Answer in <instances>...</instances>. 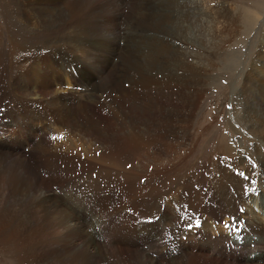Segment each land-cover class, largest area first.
I'll return each instance as SVG.
<instances>
[{
    "label": "bare ground",
    "instance_id": "bare-ground-1",
    "mask_svg": "<svg viewBox=\"0 0 264 264\" xmlns=\"http://www.w3.org/2000/svg\"><path fill=\"white\" fill-rule=\"evenodd\" d=\"M5 1L7 4L5 13L9 33L21 49L20 63L25 73H23L24 80H21L23 86L16 87L12 84L14 80L13 71L16 70L15 66L12 65L10 69L12 73V78H9L10 84L7 76L8 69L0 72V83L4 85V88L0 86V117L11 115V110L2 108L8 102H11L18 104L27 112L28 120H32L33 125H37L38 122L40 124L46 123L44 111L49 106L63 115V121H69L72 116L78 118L79 114V118L82 120L81 130L85 132L92 130V133L98 131L102 136H105V133L113 132H118L120 136V133L125 132V129L138 132L142 127H147L144 126L146 122L150 123L149 126L152 128L153 124L160 118L166 122L177 118V110L167 107L169 103L168 96H166L168 87L172 85L183 88H187L189 85L191 87L199 86L207 75L215 70L217 65L215 60L218 54L225 51L224 48L239 37L237 26L242 19H244V23L250 22L252 19L251 14L248 13L249 10L245 12L240 8H232L229 0H161L157 5L160 4L162 8H155V4L148 1L147 11H145L155 9L152 13L150 11V14L142 13L140 16L143 20L141 21L137 20L136 22V19L133 18V22H131L133 29L125 27L126 24L120 26V31L124 34L126 31L128 41L126 45L124 35L121 32L120 36L122 37L118 42V46L125 45L122 48L119 47L122 56L119 55L120 58L118 59L115 57L118 54H116L113 40L118 38L119 31L115 28L116 32L114 33L112 27L109 26L110 24L107 23V34L105 33V37L100 39L94 31L100 25V22L98 21L96 25L91 23V20L98 16L95 15V9L99 7L98 2L89 5L86 0ZM134 1L112 0L111 6L116 11L127 3L133 4ZM245 10L247 11V9ZM122 19L124 20V18ZM107 20L111 22L109 16ZM116 23L119 22H114V27H119L120 23ZM137 26H142V30L140 31ZM250 30L252 31V29ZM258 35H261L259 48L257 52L255 51V59L247 69L246 78L241 91L237 95V98L241 97L244 101V119L250 122L249 130L256 139L253 148L256 156L250 159L237 146H224V151L219 158L220 161H218L220 165L216 167V172L214 171L217 175L212 173L215 180L218 181L216 184L217 189L214 190L215 199H213L219 204L217 208L203 207L201 204V206H197L199 203L190 204L188 197H185L186 194L181 192V189L177 191L174 189V195L171 199H168L169 194L172 193L171 191L162 192L154 196L153 199L148 198V212L152 217L150 220H154V222L156 219L159 220L158 223L152 224V229L154 231L160 229L164 231L167 228H175L170 234H157L156 246L160 247V243H162L165 248H169L170 245L175 243L176 247L171 248V256L168 258L165 253H159V258L153 259L144 251V246L138 248L141 239L135 240L133 243L135 245L131 247L137 249L133 251L130 258H127L129 264H175L174 262H177L181 257L183 259L185 257L186 263L189 259L188 264H199L190 252L195 251L192 246L193 241L199 240L201 237L204 238L208 248H210V253L208 252V255L201 257L208 264H254L255 262L264 264V29L262 34ZM121 42L123 45H121ZM126 47H128V50H126ZM48 55H50V58L43 59L46 60L45 62L41 60L42 56L47 57ZM5 56L8 55L5 54ZM102 56L106 58V63H101ZM109 56H112L110 62ZM117 60L119 62L115 67L114 63ZM122 65L125 74L121 72ZM109 67L113 70H110ZM90 70H99L100 72L97 74H105L107 77L105 81L104 77L102 78V86L98 87L100 91L107 92V99L101 103V107L99 106L100 111L103 113H93L90 108H88L90 112L78 111L80 109L66 110L63 105L57 102V99V101L54 100V96L59 95L60 91L53 89L52 77L53 79L87 76L96 78L95 73ZM75 73H77V76ZM133 80H136V82L134 81V83ZM126 81L131 84L129 88L124 86ZM19 89H22L21 92ZM141 89L145 90L146 101L144 99V101L141 100L142 103H139L138 96H144L143 93H140ZM66 92L63 91L65 97H67ZM180 94L185 96V92L181 91L172 93L171 98ZM70 95H74V93H70ZM82 97V95H79L75 102L70 100L68 102L75 105L82 100ZM79 103L81 107L86 108V102L80 101ZM238 107H235V110ZM104 113L107 115L105 120L100 115ZM142 122H145L144 125ZM88 135L92 136L90 133ZM82 145L84 147L89 146L85 141ZM35 147L34 154L32 153L35 157L33 164L25 158V154H7L0 151V223L3 221V219L1 220L2 216L8 213L11 208L9 194L13 190H17L18 187H22L28 193L33 189L35 191L33 199L36 205H29L30 207L27 209V216L31 222L36 221L33 216H35L37 210L39 219L44 220L42 223L44 228L51 227L50 223L58 224L65 231L60 235L66 234L73 239L82 236L85 228H81L77 224L70 225L71 222H77V220L65 208L60 206L61 204L53 202V192L49 186L54 182L65 186L66 183L63 181L77 174L81 170V166L84 171L99 167L96 161L101 157L95 155L92 147L87 148L85 152H78L75 148H70L63 143L51 144L46 139H42ZM65 149L72 154L64 151ZM121 153L113 152L111 156H102V159L116 158ZM222 156L228 158L225 161H229V163L223 165L225 162L221 160L225 158ZM64 157L65 160L61 161L60 158ZM78 161L83 162V164H76ZM240 166L244 170H239ZM43 169H46V177L41 174ZM91 175L85 176L92 178ZM44 179L51 182L50 185L48 183L44 184ZM253 180L256 181L255 184L252 183ZM174 183L177 184L175 181ZM252 189H255V191H252ZM36 194L39 196H37L38 200ZM29 195L32 196L30 193ZM112 196L115 197L112 191L106 192V198ZM165 201L168 204L163 207ZM177 205L179 211H177ZM241 208L244 209L243 212L240 211ZM110 212L109 214H111ZM112 213L114 216V212ZM181 215H183L182 220L184 221L182 226L178 221L181 220ZM217 216H220V218H215ZM103 217L106 218L107 216ZM233 217L236 218L237 222L243 221V223H237L236 226L242 243L234 235L229 240L232 244L244 249V246L253 243L254 247L249 246L246 248L248 249L247 254H232V251H227L225 247L221 248V243L217 241V237L220 235L226 236V239L228 238L227 233H230L233 228H226L225 222L229 225L233 224ZM197 218L200 220V227H197ZM186 224H192V230H189L185 226ZM24 228L26 229L25 226ZM247 228L249 229L247 230ZM255 228H259V230L257 231ZM57 232L60 231L54 232L55 241L64 243ZM213 235L216 237L215 239H213ZM182 236L187 237L191 244H187L182 240ZM245 236L248 238L245 239ZM62 238H64L63 235ZM110 245L108 243V248L102 245L99 259H94V254L85 252L87 255H84L89 259H84L82 263L128 264L120 258V255L112 251ZM77 246L83 247L81 244ZM60 251L59 247L57 254ZM143 255L145 260H141ZM157 260L160 262H157ZM224 260H228L227 263Z\"/></svg>",
    "mask_w": 264,
    "mask_h": 264
},
{
    "label": "rangeland",
    "instance_id": "rangeland-1",
    "mask_svg": "<svg viewBox=\"0 0 264 264\" xmlns=\"http://www.w3.org/2000/svg\"><path fill=\"white\" fill-rule=\"evenodd\" d=\"M86 1L89 5H92L94 2L99 3L98 8L101 10L98 8L95 9V15L98 16H95L91 20V23H95L96 25L98 21L100 22V25L94 30L100 39L101 37H105V33L107 34L108 24H110L109 26L112 27L114 33L116 29L119 31L118 38L113 40L117 52L116 54H118L115 57L118 59L120 58L119 55L122 56V51L119 47L122 48L125 44L127 45L128 41L126 38V31L124 30L125 34L120 31V26H125L126 24L125 27L133 29V25H131L133 18L134 20L136 19V22L137 20L141 21L143 20L140 16L142 13H152L155 9H149L148 12H146L148 1L151 2V4H155V8H162L160 4L159 6L157 5L161 0H135L133 4L127 3L120 10L116 11H114L111 6L112 0ZM5 2V0H0V72L8 69L7 76L8 83L10 84V79L12 78L10 69L12 65L15 66L16 70L13 71L14 80L12 84L16 85V87H21L23 86L22 81L24 80L23 73H25L20 63L21 49L17 46L16 42L13 41L9 33L7 16L5 13L7 4ZM229 2L232 8H240V10L243 9L245 12L249 10L248 13L251 14L252 19L250 22L247 21V23H244V19H242L241 23L237 26L240 34L239 37L232 44L227 45L224 48L225 51L218 54L215 60L217 64L215 70L209 73L199 86L191 87L187 85V88H183L172 85L168 87L166 96H168L169 103L167 107L176 109L178 115L174 120L166 122L164 119L160 118L153 124L152 128L149 126L150 123L142 122V124L144 125L145 123L144 126L147 127L144 128L141 126V130L138 132H131V130L125 129V132H121L120 136L118 132L105 133V136H102L98 131L92 133V130L89 132L81 130L82 120L79 118V114L78 118L77 116H72V119L70 118L69 121H63V115H61L59 111L47 106L44 111L46 114V123L40 124L38 122L37 125H33L31 122L32 120H28L27 112L18 104L8 102V104L2 107L4 110L12 111L10 113L11 115L0 117V151L2 153H15L16 155L25 154V158L33 164L35 162V157L33 155V151L36 148L35 146H37L42 139H46L51 144L63 143L70 148H75L78 152H85L87 148L92 147V150L95 151V155H99L101 158L96 161L99 165L97 168L84 171L81 166V170L77 174L63 181L66 183L65 186H61L56 182H47V180L45 181L44 179V184L48 183L50 185L51 183L49 187L53 192V202L59 205L61 204L60 206L65 208L74 216L75 220H77V222H71L70 225L77 224L81 226V228H85L82 236L73 239L72 237L69 238L66 234H62L64 236V238H62L60 234L65 231L64 228L58 224L54 225L50 223L51 227L47 229L44 228L42 225L44 220L39 219L37 210L35 216H33L36 221L31 222L27 216V209L30 207L29 205H36L33 199V193L35 194L34 189L29 191L32 196L29 195L27 191L23 190L22 187H18L17 190H13V192L9 194L12 196H9L11 208L8 213L2 216L1 220L3 219V221L0 223V264H83L82 262L84 259H89L85 256L87 255L85 252L88 254L92 253L95 256L94 259H99L102 245L108 248V243L111 244L110 247L112 251L120 255V258L129 264L127 258H130L133 251L137 249L131 246L135 245H133L135 240L140 239L141 243L138 245V248L144 246V251L148 253L149 257L156 259L159 258V253H165L168 258L171 256V248L176 247L175 243L170 245L169 248H165L162 243H160L162 246L160 245V247H158L156 246L155 239H157V234L164 233L167 235V233L170 234L175 228H167L164 231L162 229L159 231H154L152 229V224L158 223L159 220L156 218L155 222L154 220H150L152 217H150V213L148 212V198L153 199L154 196L162 192L171 191L172 193L168 196V199H171L174 195V189H176L175 191L181 189V192L186 194L185 197H188L190 204L199 203L197 206L219 207V204L213 200L215 199L214 190L217 189L216 184L218 182L215 180L213 174H216V167L220 165L218 161H220L219 158L224 148L227 145L237 146L242 150V153L247 155L250 159L256 156L253 151L256 139L249 130L250 122L244 119V101L241 97L237 98V95L241 91V87L246 78L247 69L255 59L256 52L259 48L261 35L258 34H262L264 29V0H229ZM104 9L106 10L104 11ZM245 9H247V11ZM111 14H113L112 17ZM107 15L111 19V22L107 20ZM133 15H137V17H133ZM120 17L124 18V20ZM114 22H119L120 24L116 23L119 24V27H114ZM137 27L140 28V31L142 30V26ZM250 29H252L253 32ZM121 32L124 35L125 44L123 45L121 42L123 46H118V42H120L122 37L120 36L122 34ZM107 46H109V44H107ZM126 50H128V47H126ZM95 53L97 54V52ZM5 54L8 56H5ZM46 58H50V55L47 57L42 56L41 60L45 62L46 60L43 59ZM111 58L112 56H109V62ZM105 59L106 58L102 56L101 63H106ZM118 62L119 60L114 63L115 67H117ZM109 69L113 70L110 67ZM120 69L121 72L125 74L123 65ZM90 71L95 73L96 78L87 76L53 79L52 77L53 89H58L60 91L59 95L54 96V100H58L57 102L63 105L66 110L74 111L80 109L78 111L88 112L92 110L91 112L93 113H100L101 103L105 102L107 99V92L100 91L98 87L102 86V78L104 77L105 81L107 77L105 74H97L100 72L99 70ZM75 75L77 76V73H75ZM134 81L136 82V80H133V82ZM0 86L4 88L2 83H0ZM124 86L129 88L131 84L126 81L124 82ZM189 87L190 89L188 90ZM149 88L151 89V87ZM21 90L22 89H19L20 92ZM63 91H67V97L64 96L65 94ZM144 91V89L140 91L144 96L141 94V97L138 96L139 103H142L141 100L144 101L145 99ZM181 91L185 92V96L180 94L179 96L175 95L173 96L174 98H171L172 93ZM232 92L235 93L233 94ZM70 93H74V95H70ZM79 95L83 96L80 101L87 103L86 108L81 107L80 101L75 105L69 104L68 100L75 102ZM235 99L237 100L234 101ZM179 100L183 101L179 102ZM238 106L241 108L239 109ZM235 107L238 108L235 110ZM88 108H90V110ZM100 115L104 120L107 119L105 113ZM89 133L92 134V136H89ZM61 135L63 139H52L54 136L60 137ZM84 141L89 144V146L87 145L84 147L82 145ZM64 151L70 152L66 149ZM113 152L119 154L122 152L120 155L121 157L119 156L109 160L102 159V156H111ZM69 154L72 153L70 152ZM222 157L225 158L221 160L225 162L223 165L229 163V161H225L228 160V158ZM60 159L63 161L65 157ZM81 163L83 164V162L78 161L76 164ZM241 167L242 166L238 169L244 170ZM45 170L46 169H43V172H41L44 177L47 175ZM85 175H91L92 178H87ZM174 181L177 184H175ZM108 191H112L115 197L106 198V192ZM37 196L36 194L38 200L39 196ZM167 204V201H165L163 207L167 206ZM176 208L177 211H179L178 205ZM109 212L111 214H109ZM112 212H114V216ZM105 215L107 216L106 218L103 217ZM215 218H220V216ZM178 221L182 226L184 221L182 219ZM199 225L200 224H198L197 227ZM234 228L236 229V227ZM188 229L192 230V227H188ZM248 229L249 228H247V230ZM255 229L257 231L259 230V228ZM55 230L60 231L57 233L58 236L64 240V243L55 241ZM58 236L56 237L58 238ZM223 237L224 235H220L217 237V241L221 243V248L225 247L227 251H229L226 236L222 239ZM215 238L216 237L213 235V239ZM247 238L248 237L245 236V239ZM254 238L256 237L254 236ZM182 240L187 244H191L185 236H182ZM193 242L192 246L195 251L190 252L191 256L199 264H208L205 262L204 258H201L208 255L210 249L204 238L201 237L199 240ZM78 244H81L83 247H78ZM249 246L254 247V244L249 243L244 247L248 248ZM59 247L61 251L57 254V249ZM176 253L175 251V254ZM233 253L232 251V254ZM141 260H145L144 255ZM227 261L228 260H224L225 263H227ZM157 262L160 261L157 260ZM182 262L186 263L185 257L184 259L181 257L174 263L178 264ZM188 263L189 259H187L186 264Z\"/></svg>",
    "mask_w": 264,
    "mask_h": 264
},
{
    "label": "snow or ice",
    "instance_id": "snow-or-ice-1",
    "mask_svg": "<svg viewBox=\"0 0 264 264\" xmlns=\"http://www.w3.org/2000/svg\"><path fill=\"white\" fill-rule=\"evenodd\" d=\"M229 107H231V106H229ZM57 138H59V139H63V136L61 135L60 137H55V136L52 137L53 140H55V139H57ZM129 167H130V166H129ZM252 183L255 184L256 181L253 180ZM246 190H247V186H246ZM252 191H255V189H252ZM240 211L243 212L244 209L241 208ZM180 218L183 219V215H181ZM196 223H197V224L200 223L199 218L196 219ZM237 223H243V221H239V222H237V221H236V218L233 217V224L229 225L227 222H225V227H226V228H234V227L237 226ZM185 226L191 228V227H192V224H186Z\"/></svg>",
    "mask_w": 264,
    "mask_h": 264
}]
</instances>
